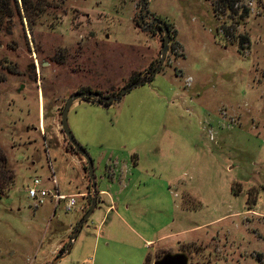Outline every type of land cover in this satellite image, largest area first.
Listing matches in <instances>:
<instances>
[{"label": "rangeland", "instance_id": "1", "mask_svg": "<svg viewBox=\"0 0 264 264\" xmlns=\"http://www.w3.org/2000/svg\"><path fill=\"white\" fill-rule=\"evenodd\" d=\"M143 4L44 0V16L22 9L13 35L0 36V59L12 63L0 69V148L11 164L0 174V264H51L66 251L94 196L61 128L66 100L77 89L116 96L155 70L154 18L170 33L160 71L110 106L77 101L68 115L97 189L109 162L138 183L137 209L122 214L131 228L102 205L56 264H154L167 253L264 264V0H149L146 16ZM52 171L62 193L89 192L75 211L28 198L34 177L52 187ZM168 222L172 236L146 246L140 236Z\"/></svg>", "mask_w": 264, "mask_h": 264}, {"label": "water", "instance_id": "2", "mask_svg": "<svg viewBox=\"0 0 264 264\" xmlns=\"http://www.w3.org/2000/svg\"><path fill=\"white\" fill-rule=\"evenodd\" d=\"M148 2H149V0H144V4H143L144 16H146L148 14V11H147V3ZM155 24L159 25L163 31V33H162L163 34V46H162L161 56L158 60L157 67L151 74L153 77L160 71V68L164 64L165 59H166L167 54H168V51H169V47H170V33H169V28H168L167 24L160 19L154 18L151 20L150 25L152 26ZM144 83L145 82H143V81H139L136 83H132L129 86H126L125 88H123L119 92L118 95L110 96V97L106 98L107 103L112 104L113 102L119 100L129 90H131L137 86H141ZM103 99H105V97L102 96L98 92H94V91L79 92L78 91V92L71 94L67 98L65 106H64L63 111H62L61 128H62L63 134L65 135V137L67 138V140L71 144V146L76 150V152L79 155H81L84 158V160L86 161L87 170H88L89 178H90L91 183H92V190L94 192V196H93L91 206L89 207L88 211L86 212V214L84 215L82 220H80L78 222V224L75 228V233L72 234L71 242L69 243V246L66 248L65 253H61L60 255H58L51 264H56L60 259H62L63 257H65L67 254L70 253L71 248H72V242L76 238V236H77L78 232L81 230V228L87 223V221L89 220V218L93 214L94 209L96 208L97 196H98V191L96 190V177L94 175V162H93L92 158L90 157V155L88 154V152L86 151V149L76 140L72 130L70 129L69 123H68V115H69L71 107L77 101H85V102H91L92 101V102H95L97 104L102 105L101 100H103ZM154 264H189V257L185 253H175V254L167 253V254L163 255L160 259L156 260L154 262Z\"/></svg>", "mask_w": 264, "mask_h": 264}, {"label": "crops", "instance_id": "3", "mask_svg": "<svg viewBox=\"0 0 264 264\" xmlns=\"http://www.w3.org/2000/svg\"><path fill=\"white\" fill-rule=\"evenodd\" d=\"M90 103V102H88ZM94 162V161H93ZM116 165V168L113 169L112 166ZM120 163L116 162H109L106 166L105 177H101V189H97L98 196H97V204L95 209H102V205H106V213L110 211L112 214L115 215V222L121 223L124 227L131 228L130 223L122 216V214H127L132 210H136V194L134 191H131V188L137 187L138 183H132L133 179L128 176L126 172V164L120 165ZM95 170V168H94ZM99 183V182H98ZM97 184V182H96ZM127 193L125 194V192ZM74 194V193H70ZM87 195L89 192L83 193ZM94 194V192H93ZM145 204V199H144ZM101 205V206H100ZM141 206V205H140ZM145 206V205H143ZM94 209V210H95ZM135 222H139L136 218ZM141 223V222H140ZM170 226V222L166 223L165 225L159 226V229L155 232V238H149L148 235L146 237L140 236V238L146 242V246L152 248L153 245L164 242V240L169 239L172 236V232L163 233L165 228ZM135 231L134 229H132ZM111 235H116L115 233L111 232ZM153 235V236H154Z\"/></svg>", "mask_w": 264, "mask_h": 264}, {"label": "trees", "instance_id": "4", "mask_svg": "<svg viewBox=\"0 0 264 264\" xmlns=\"http://www.w3.org/2000/svg\"><path fill=\"white\" fill-rule=\"evenodd\" d=\"M44 0H0V36H5V37H10L14 33V26H15V19L19 18L21 19L22 15V9L26 12L25 14L30 17V16H44L45 15V10L42 9V5ZM33 24L30 21V25ZM152 29V27H151ZM160 29V28H159ZM12 63L7 58L0 59V69H4L6 67H11ZM17 64H13V67L16 68ZM154 67H150L146 73L137 79H132V83H136L139 81L147 82L151 81L153 76H151ZM156 69V66H155ZM149 74V75H148ZM147 75V76H146ZM3 79L0 78V82ZM82 90H79L81 92ZM101 94V93H100ZM102 95V94H101ZM105 97V96H104ZM105 99L101 100V104L105 106H110L111 104H108ZM90 103H95V102H90ZM69 147L73 150H75L71 144H69ZM10 162L6 157V154L3 153L2 148H0V174H6L11 170L10 167ZM87 169V168H86ZM6 185L13 186V179H8ZM5 185V186H6ZM6 188L3 187V185H0V195H5L7 191H4ZM91 206V201L89 203V207ZM88 209L86 210V212ZM78 224V223H77ZM77 226V225H76ZM69 246V244L67 245ZM64 249V248H63ZM63 252H65L63 250ZM62 252V253H63Z\"/></svg>", "mask_w": 264, "mask_h": 264}, {"label": "built area", "instance_id": "5", "mask_svg": "<svg viewBox=\"0 0 264 264\" xmlns=\"http://www.w3.org/2000/svg\"><path fill=\"white\" fill-rule=\"evenodd\" d=\"M52 174V179H46L47 182L51 183V188L46 187L45 180L39 177H34L31 184L28 186L27 195L32 201L33 206L36 208L46 204H51L56 210L59 205H62L64 210L69 213L78 209V199L83 198L84 194L62 193L58 187L53 171Z\"/></svg>", "mask_w": 264, "mask_h": 264}, {"label": "flooded vegetation", "instance_id": "6", "mask_svg": "<svg viewBox=\"0 0 264 264\" xmlns=\"http://www.w3.org/2000/svg\"><path fill=\"white\" fill-rule=\"evenodd\" d=\"M140 22L141 23H143L144 21L142 20V18L140 19ZM153 27L152 28H154L155 30H159L158 32H160V34L161 33H163V32H161L162 31V29H161V27L159 26V25H157V24H155V25H152ZM160 28V29H159ZM149 75V74H148ZM147 76V75H146ZM152 76V75H151ZM80 89H77V91H79ZM87 92V91H86ZM94 92H97V91H94ZM110 97V96H109ZM189 257V256H188ZM189 264H190V260H189Z\"/></svg>", "mask_w": 264, "mask_h": 264}]
</instances>
